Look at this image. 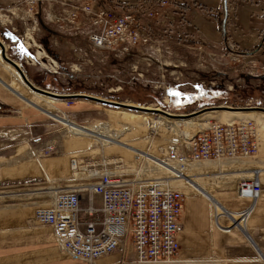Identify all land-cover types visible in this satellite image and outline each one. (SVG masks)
<instances>
[{
	"label": "rangeland",
	"instance_id": "1",
	"mask_svg": "<svg viewBox=\"0 0 264 264\" xmlns=\"http://www.w3.org/2000/svg\"><path fill=\"white\" fill-rule=\"evenodd\" d=\"M160 1L151 0L154 4ZM164 1V5L154 7V11L157 12L153 11L154 16L138 17V28L150 38L153 48L150 50L146 47L145 52L147 53L139 55L135 64L130 62L132 65L125 64L111 51L94 53L82 34L77 31L72 33L75 30V25L69 27L67 23L65 26L61 21L65 17V13L61 10L64 7H60L58 4L49 7L47 0H14L9 5L0 7L2 10L9 9L7 12L9 23L3 22L0 18V21L4 23V25L0 24V40L5 46L6 55L18 62L29 82L50 92L82 93L110 101L158 108L172 114H187L190 110L220 104L232 107H264V46L252 54H242L241 52L250 50L237 49L225 32L226 40L224 41L222 33H220L221 43L218 47H201V44L193 36H190L192 28L186 10L188 8L187 0ZM236 1L224 0L223 12L218 13L223 15L218 18L219 30L222 21H224L225 29L227 20H231L230 15L234 14ZM133 2L134 0H70L69 4L70 7L79 4L89 6L93 4L98 8L111 7L115 4L129 7ZM115 7L118 8V6ZM66 8L68 9L69 6L67 5ZM201 9L205 10L202 7ZM119 12V10H114L113 13L118 16ZM46 16L50 23L46 21ZM19 18L27 20L26 29L23 28ZM32 19H36V25L32 24ZM79 20L80 14L77 12L74 23L77 24ZM46 22L56 26L57 30L65 35L63 37L67 42L64 43L60 40L62 43L58 45L61 44L60 46L63 48L59 51L56 49L57 55H60L58 57L52 50L53 38L47 36V31L40 30V25L44 26ZM11 25L15 28L13 31L10 29ZM60 26H65V30ZM78 27L86 31L79 23ZM262 34L264 33L258 34V44H260ZM28 36L41 45L47 59L57 62L58 71L56 74L44 69L38 63L30 64L25 61L23 54L26 50L23 41L27 40ZM150 43L146 42L148 45H151ZM9 48L17 58L10 56ZM29 54L33 56L31 52ZM129 60L130 58L125 61ZM42 63L48 67L46 61H42ZM67 63L74 65L73 68L70 65V71ZM0 67L8 69L12 73L17 82V86L13 84L15 89L23 91L22 94L28 98V103L34 106L33 91L22 82L16 72L5 65L1 58ZM138 73H142V76L138 77ZM6 85L11 88L9 84ZM61 101L64 103L49 104L44 100H38L39 107L46 113L49 111V115L35 106V108L30 105L27 107L35 114L32 118L35 122L26 124V136L27 131L35 132L33 136L26 137V139L30 138L26 140L25 151H22L20 155L29 154L27 148H30L31 157L41 160L53 156L56 147L66 142L65 140H73L77 144V148L85 147V145L88 147L89 142L93 141L90 150L75 151L71 157L68 156L69 161L70 158L77 161L78 166L74 169L77 172L73 170V176L88 178L93 171L90 169L102 170L100 164L103 162L105 167L114 170L123 169L131 177L134 176L136 180H149L165 176L166 170L171 178H174L173 171H170L171 167L155 166V163L158 162L154 160L157 159L156 157L161 158L167 141L174 134L183 136V134L173 131L176 130L171 121L173 119L83 99ZM64 116L66 117L64 118ZM142 116L145 117L142 118ZM159 117L167 119L168 124L164 121L154 123L153 120H158ZM191 119H196V117ZM246 119H251L256 128L259 147V140L264 136V113L233 118L228 116L227 111H219L212 116H205L198 120V129H194L192 135L211 121L225 123ZM183 138L186 140L184 136ZM128 141L132 144L129 145ZM117 144L124 146L127 150L119 146H112ZM143 152L152 158L146 156L147 159L139 158L138 155H142ZM190 166L193 167L188 172L178 175L179 181H175L177 178L174 179V183L172 181V186L178 191L181 186H185L192 192L205 196L211 202H216L214 206L219 207L217 199L211 195L213 190L230 189L236 186L237 191L240 180H253L254 178L259 180L258 175L264 172V163L259 157L258 150L251 157L234 161L215 160ZM155 180L163 185L160 179ZM41 182L44 183V181ZM83 185V182L75 184V186ZM19 188L21 186L17 183H1L0 193ZM4 200L0 198V202ZM256 200H252V204ZM251 208L242 212L243 214L247 212L246 216H242L243 220H246ZM240 216L241 213L239 218H241ZM245 220L239 221L241 226L244 225ZM32 224L34 227H41L33 220Z\"/></svg>",
	"mask_w": 264,
	"mask_h": 264
},
{
	"label": "crops",
	"instance_id": "2",
	"mask_svg": "<svg viewBox=\"0 0 264 264\" xmlns=\"http://www.w3.org/2000/svg\"><path fill=\"white\" fill-rule=\"evenodd\" d=\"M13 1L0 0V7H5ZM47 2L49 7L56 4L63 6L61 9L63 11L67 9L70 0ZM186 2L192 28L190 36H193L201 47H218L221 43L218 18L223 17L218 13L223 12L224 0ZM230 16L231 20H227L225 26L228 39L237 49L251 50L259 42L258 34L264 33V0H237L234 14ZM45 19L50 23L47 16ZM48 22L44 26L40 25V30L47 31V36L53 38L52 50L58 57L60 55H57L56 49L59 51L63 48L58 44L67 41L63 37L65 35ZM5 65L15 72L7 63ZM5 69L0 67V184L17 183L21 188L0 193L2 194L0 198L5 199L0 202V264H86L62 255L55 242L52 228L34 227L32 214L36 208L45 207L50 203L56 189L70 190L77 182L79 184L93 182L87 177L73 176L71 158L70 161L68 159L75 151L90 150L93 141L88 138L91 141L89 145L87 144L88 147L85 145L77 148L73 140H65L66 142L56 147L53 156L41 160L31 157L30 148H27L29 154L20 155L25 151L26 140L30 138L26 137L33 136L35 132L27 131L26 136V124L35 122L32 119L35 114L27 107L35 106L49 115V111L46 113L39 107L38 100H44L49 104H61L64 101L33 92L34 106L30 105L28 98L22 94L23 91L15 89L17 82L12 73ZM128 144L132 143L128 141ZM112 146L124 148L119 144ZM258 151L264 163V136L259 140ZM258 177L261 192L253 204L247 198H241L236 194V186L213 190L211 195L217 199L223 211V214L216 217L210 200L185 186L180 187L183 195V212L182 230L177 235L178 257L182 260L179 264H264V172ZM87 194L92 197L93 206L98 208V196ZM85 205L86 199L82 195L80 207L84 208ZM250 208L244 225H238L240 213ZM79 219L81 222L85 220L82 212ZM121 263L123 264L121 251L112 252L94 262V264Z\"/></svg>",
	"mask_w": 264,
	"mask_h": 264
},
{
	"label": "built area",
	"instance_id": "3",
	"mask_svg": "<svg viewBox=\"0 0 264 264\" xmlns=\"http://www.w3.org/2000/svg\"><path fill=\"white\" fill-rule=\"evenodd\" d=\"M164 2L161 0L154 4L151 0H134L129 7L115 4L112 7L98 8L93 4L70 7L68 3L69 8L63 10L65 17L61 21L65 26L67 23L69 27L75 25L72 33L77 31L82 34L94 53L111 51L125 64H135L139 55L147 53L146 47L150 50L153 48L150 38L138 28V17L152 16L154 7L162 6ZM114 10L120 11L118 16L114 15ZM8 11L9 9H0L3 22L9 23ZM77 12L80 14L78 23L86 31L79 28L78 23H74ZM19 19L26 29L27 20ZM2 21L0 24L4 25ZM31 21L36 25V19ZM65 26L60 27L65 30ZM10 29L13 31L15 28L11 25ZM29 36L23 41L25 61L30 64L38 63L56 74L57 62L47 59L41 45ZM147 41L151 45L146 44ZM129 58V61H125ZM42 61H46L48 67ZM70 65L74 67L73 63H67L69 71ZM137 76L141 77L142 73ZM257 150L258 138L251 122L211 121L186 140L180 136L170 138L159 161L163 165L174 164L183 168L215 160L251 157ZM100 166L101 171L92 169L88 177L92 183H83V186H74L70 190L56 189L48 206L34 210L33 222L52 228L61 254L88 264L115 251L122 252L123 264L182 262L178 257L177 241V235L182 230V193L173 186L166 188L159 183L136 180L123 169L105 167L103 162ZM71 168H76L75 160H71ZM173 176L178 178L177 170ZM259 190L256 180H240L237 195L252 201L258 197ZM86 193L98 196V208L93 206L92 197ZM82 195L86 199L84 208L80 207ZM80 212L85 216L82 222L79 219ZM242 216L243 213L239 218L240 222L245 220H242Z\"/></svg>",
	"mask_w": 264,
	"mask_h": 264
},
{
	"label": "water",
	"instance_id": "4",
	"mask_svg": "<svg viewBox=\"0 0 264 264\" xmlns=\"http://www.w3.org/2000/svg\"><path fill=\"white\" fill-rule=\"evenodd\" d=\"M0 58L2 61L10 65L14 71L19 75L20 79L22 82L28 86V88L34 92H38L42 95L52 97L55 99L59 100H70V99H83V100H89V101H94L102 105H107V106H112V107H117V108H122L126 110H131V111H143L146 113L150 114H158V115H163L165 117L171 118V119H187V118H194L199 114H202L207 111H220V110H225V111H239V110H254V111H261L264 112V107H258V106H242V107H232L228 105H213V106H207L203 107L199 110H196L194 112H189L187 114H172L168 113L166 111H163L158 108H144L142 106H134V105H129V104H124L122 102H116V101H110L107 99L95 97L92 95H86L82 93H77V94H60V93H54L50 92L47 90L40 89L33 84H31L27 78L25 77L21 67L19 66L18 62L14 61L13 59L9 58L6 55V50L3 42L0 40ZM14 92V91H13Z\"/></svg>",
	"mask_w": 264,
	"mask_h": 264
},
{
	"label": "bare ground",
	"instance_id": "5",
	"mask_svg": "<svg viewBox=\"0 0 264 264\" xmlns=\"http://www.w3.org/2000/svg\"><path fill=\"white\" fill-rule=\"evenodd\" d=\"M10 66V65H9ZM34 92V91H33ZM35 93H38V92H35ZM40 94V93H39ZM52 98V97H51ZM53 99H55V98H53ZM57 100H59V99H57ZM56 104V103H55ZM59 104V103H58ZM124 104H127V103H124ZM129 105H133V104H129ZM134 106H137V105H134ZM143 107V106H142ZM249 107H252V106H249ZM259 107V106H258ZM144 108H148V107H144ZM149 108H151V107H149ZM122 109V108H121ZM220 111H225V110H220ZM141 112H143V111H141ZM217 112H219V111H207V112H204V113H202V114H199V115H197L196 116V119H191V118H188V119H173V120H171L174 124V126H175V129L176 130H173V131H176V132H178V133H181V134H183V136L186 138V139H188L191 135H192V133H193V130L194 129H198V124H197V121L198 120H201L203 117H205V116H212V115H214V114H216ZM228 112V116L229 117H233V118H237V117H250V116H254V115H256V114H259V113H264V112H261V111H254V110H239V111H227ZM66 116H64V118H65ZM145 116H142V118H144ZM195 118V117H194ZM142 121H144V120H142ZM160 121H164V122H167V124H168V120L167 119H165V118H163V117H159V119L157 120H153V122L155 123V122H160ZM238 121H249V122H251V124L254 126V124H253V122H252V120L251 119H246V120H238ZM172 122H171V124H172ZM254 128H255V126H254ZM106 131V130H105ZM108 131V130H107ZM255 132H256V128H255ZM257 134V133H256ZM103 135V134H102ZM119 136V135H118ZM177 136H180L181 138H183V136L182 135H179V134H174L172 137H177ZM171 137V138H172ZM184 139V138H183ZM137 154V153H136ZM142 155H138V157L139 158H144V159H147L146 157H149V158H152L149 154H147V153H145V152H143V153H141ZM136 155V156H137ZM146 156V157H145ZM157 159H154V160H156L158 163H155V166H158V167H160V168H163V166L165 167V166H168V167H171L170 169V171L172 172V175L175 173V170H177V173H178V175H183L184 173H186V172H188V170L191 168V167H193V166H190V165H187V166H184L183 168H179V167H176L175 165H173V164H167V165H163V164H161L160 163V159L158 158V157H156ZM238 159H240V158H236V159H233V160H229V161H234V160H238ZM140 160V159H139ZM197 164H199V163H197ZM202 164V163H201ZM78 165H77V161H76V167H77ZM154 166V167H155ZM166 168V167H165ZM76 169V168H75ZM90 170H92V169H90ZM166 175L165 176H158L157 178H150L149 180H143V182H146V183H149V182H155V183H159V184H161V182H159V181H156L155 179H160V181H162V183H163V185H164V187H172V181H173V183H174V179L175 178H171V176L169 175V173H168V171L166 170L165 172H164ZM90 175H91V173H90ZM165 179V180H164ZM173 179V180H172ZM254 180H256L257 182H258V186H259V194H258V197L256 198V199H258L259 198V195H260V192H261V184H260V181L259 180H257V179H255L254 178ZM175 181H179L178 180V178H177V180H175ZM243 181H245V182H251V180H243ZM240 197H242V196H240ZM242 198H245V197H242ZM255 199V200H256ZM214 203H216V202H212V205H213V208H214V216L216 217V215L218 216L219 214H223L222 213V211H221V209H220V207L219 206H214ZM246 213L247 212H245L244 214H243V216L245 215L246 216ZM216 219V218H215ZM243 220V219H242ZM240 224V222L238 223V225Z\"/></svg>",
	"mask_w": 264,
	"mask_h": 264
},
{
	"label": "trees",
	"instance_id": "6",
	"mask_svg": "<svg viewBox=\"0 0 264 264\" xmlns=\"http://www.w3.org/2000/svg\"><path fill=\"white\" fill-rule=\"evenodd\" d=\"M221 33H222V36H223V39H224V41L226 40V37H225V29H224V21H222L221 22ZM5 39V38H4ZM263 46H264V34H262L261 35V37H260V44H258V45H256V46H254L250 51H248V52H241L242 54H252L253 52H255V51H257V50H259L260 48H263ZM10 50V52H9V54H10V56L12 57V58H17L12 52H11V48H9ZM207 106H209V105H207ZM206 106V107H207ZM211 106V105H210ZM213 106V105H212ZM199 109H201V108H199ZM199 109H194V110H190V112H193V111H196V110H199ZM189 113V112H188Z\"/></svg>",
	"mask_w": 264,
	"mask_h": 264
}]
</instances>
